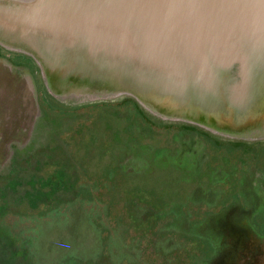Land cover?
<instances>
[{
    "label": "water",
    "instance_id": "95a60500",
    "mask_svg": "<svg viewBox=\"0 0 264 264\" xmlns=\"http://www.w3.org/2000/svg\"><path fill=\"white\" fill-rule=\"evenodd\" d=\"M0 47L37 67L0 55V174L63 126L37 74L63 106L131 99L158 121L264 141V0H0ZM233 214L206 226L207 264H264V233Z\"/></svg>",
    "mask_w": 264,
    "mask_h": 264
},
{
    "label": "flooded vegetation",
    "instance_id": "af4514ba",
    "mask_svg": "<svg viewBox=\"0 0 264 264\" xmlns=\"http://www.w3.org/2000/svg\"><path fill=\"white\" fill-rule=\"evenodd\" d=\"M0 55L37 71L26 56L1 47ZM42 103L66 125L47 146L13 160L0 174L3 252L37 264L33 259L40 243L28 252L5 229L23 235L18 221L28 219L34 220L38 236L53 226L63 228L64 238L47 247L68 257L63 264H98L104 257L116 264L114 258L144 257L145 247L169 263L187 251L183 242L200 245L192 257L210 260L217 243L206 226L229 212L238 224L248 222L264 233V141H227L194 126L158 121L131 99L72 107L47 97ZM41 161L49 168L41 170ZM133 225H147L149 244L143 237L142 251L135 244L141 235L127 233L138 237L132 240L118 235ZM91 228L99 233L102 248L98 261L84 262L79 260L81 241Z\"/></svg>",
    "mask_w": 264,
    "mask_h": 264
},
{
    "label": "rangeland",
    "instance_id": "374dc122",
    "mask_svg": "<svg viewBox=\"0 0 264 264\" xmlns=\"http://www.w3.org/2000/svg\"><path fill=\"white\" fill-rule=\"evenodd\" d=\"M37 80H38L40 97L43 100L44 98H47V96L45 94V90H44L43 84L41 82L40 75H38V74H37ZM57 119L59 120V118H57ZM60 120L63 122L62 123L63 126L58 131L63 130L65 128V125H66V121L64 119H60ZM57 135L60 136L58 134V132H57L56 133V136H53V137H57ZM78 135H79L78 137H81L82 136L80 134V132H79ZM87 139H89L88 136H85V138L83 139V142H86L87 143L88 142V141H86ZM50 141H51V139L48 141V143ZM48 143L45 146H47ZM45 146H43V147H45ZM83 153H86V151H83ZM47 163H48L47 161H41V164H40L41 170H44V169H48L49 168L50 163H49V165ZM26 179H28V177H26ZM8 195H9L8 196L9 199L11 197H13V196H11L12 193H10ZM14 197L15 198H18L17 196H14ZM3 198H4V196L0 195V200L1 201L3 200ZM27 221L26 220H22L20 222L18 221V224L23 228V233H24L23 235H18L17 233L11 231L7 227L5 228V229H7L8 232H11L10 234L13 236V238L15 240H18L19 248H22L23 250L27 249L28 252H32V250L34 249V247L37 246V241H38L40 243V247L41 246H44L42 248L39 247V249H40L39 252L40 253H39L38 256H36V258L40 260L39 261V264H53L54 262H55V264H63V262L65 260H67L68 257L57 256L54 253L48 252V249H47L49 242H52L53 240H56L57 241L58 238H61V239L64 238L63 233L61 232V229H63V228L61 226H58V227H60V229H55L56 226H53L50 231H48L47 229H44L43 228L44 230L42 231V236L41 235L38 236L39 233L36 232L37 230L33 227V225L35 223L34 220L28 219ZM126 225H128V224H126ZM146 228H147V225L141 226V227L136 226V225H133V226H131L129 228L128 231L124 229V230L120 231L118 233V235L122 239H125V238L128 237V238H130L132 240L133 238H138V237H136V235H133L132 233H138L139 235H141L139 237H142V238H140L141 241H139V240L136 239L135 240V244H136V246H139L140 249H141V251H142L141 244H142V246L145 245L142 242V240H144V238H145L146 241L149 239V236L147 234H145L147 232ZM91 229H92L93 232L90 231V230H88L86 232V234L83 236V240L81 241V244L83 246L82 251L84 252V255L82 257H79V260L84 261V262H88V261H98L99 259H98L97 255L100 253V250L102 248L99 233L97 231L95 232L94 228H91ZM130 232H132V233L130 235H128L127 233H130ZM121 234H124V235L122 236ZM118 235L116 236V238H118ZM209 235L213 238V236L211 234H209ZM37 236L39 238L36 240V237ZM166 241H168V240H166ZM132 242H134V240ZM137 242H138V245H137ZM147 242L149 244V240ZM178 244H180V242ZM181 244H180L181 245V248L182 249L185 248V249H187V251H185V252L183 251L180 254H178L179 256L177 255L175 258L169 259V263L166 260L165 261H162L161 258H160V256H157V255H155L153 253H150L149 254L147 252V250H146V247L143 248V255H144V257L127 255L124 258L123 257H119L118 258V261L114 258V261L116 262V264H144V262L142 260L147 261L150 264H195V263H192V262H194V261L197 262V260L199 259L198 260V262H199L198 264H207V263H209L208 260H203L201 258L192 257V252L191 251H194L196 249H199L200 248V245H196V244H194V245L192 244L191 245V244H188V245L185 246L184 242L181 243ZM194 246H195V249H194ZM182 249H180V250H182ZM3 250H5L4 246H0V264H8L7 259H6L7 258V256H6L7 253H6V251L3 252ZM216 253H217V247H216ZM42 258L45 259V260H47V261L49 260L50 262L47 263L44 260V262H45L44 263V262L41 261ZM91 259H93V260H91ZM110 261L111 260L109 258L107 259V257H104V258H101V260H100V262H98V264H111Z\"/></svg>",
    "mask_w": 264,
    "mask_h": 264
},
{
    "label": "trees",
    "instance_id": "16d2710c",
    "mask_svg": "<svg viewBox=\"0 0 264 264\" xmlns=\"http://www.w3.org/2000/svg\"><path fill=\"white\" fill-rule=\"evenodd\" d=\"M6 256H7L6 259H7L8 264H32V262L28 260V258L26 257L22 258L14 254H11L9 252H7ZM79 264H87V263L81 262Z\"/></svg>",
    "mask_w": 264,
    "mask_h": 264
}]
</instances>
